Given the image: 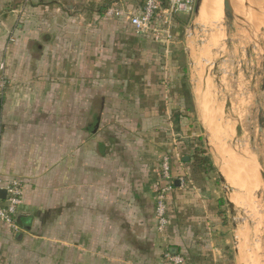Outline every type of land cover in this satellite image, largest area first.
I'll use <instances>...</instances> for the list:
<instances>
[{
    "label": "crops",
    "instance_id": "crops-1",
    "mask_svg": "<svg viewBox=\"0 0 264 264\" xmlns=\"http://www.w3.org/2000/svg\"><path fill=\"white\" fill-rule=\"evenodd\" d=\"M142 4L0 0L10 81L0 177L23 185L18 231L0 225V264H168L165 252L183 264L231 263L233 223L198 149L207 100L197 107L188 84L181 24L176 17L163 43L104 17ZM164 156L173 190L160 235L151 186Z\"/></svg>",
    "mask_w": 264,
    "mask_h": 264
},
{
    "label": "rangeland",
    "instance_id": "rangeland-1",
    "mask_svg": "<svg viewBox=\"0 0 264 264\" xmlns=\"http://www.w3.org/2000/svg\"><path fill=\"white\" fill-rule=\"evenodd\" d=\"M215 2L214 0H205L202 23L197 22L193 26L192 16L184 15L176 18L182 26L181 36L186 41L185 47L189 54L191 64L188 73V84L195 95L197 107L203 102L204 96H206L205 99L207 100V106L203 109L207 122H203L200 118L201 125L197 122L195 123V133L197 132L196 134L200 135L198 149L205 152L210 162L207 161V164L210 165L211 162L214 164V168L211 167V174L215 178L216 185L221 194L223 211L227 212L229 221L233 223V230L229 236L230 241H232L231 246L234 250L230 264H240L241 260H256V262L259 261L261 264L264 262L262 202L264 188L263 179L260 175V172L264 171V154L262 153L261 146L262 139L258 138L256 121L250 111L253 98L249 91V82L241 74L238 79H234L233 70L235 66L232 64L236 62L238 70L240 69L239 62L241 60L247 65L251 64L250 60H247L244 50L249 40L237 28V36H230L232 48L229 50L226 47L225 27L223 24V14L221 13L222 2L220 0H215ZM242 2L248 4L246 13H250L252 18H255L254 15L256 17L261 16L262 22L261 25L257 26L258 29L264 27V0H242ZM234 4L238 14L242 15V10L238 7V0H234ZM217 8L220 10L218 11ZM250 22L253 23L251 17ZM254 55L257 60L258 53L255 49ZM224 57H226V60H222ZM215 64H218L217 70H214ZM205 86L207 93L204 89ZM228 99L231 104L228 116H231L233 119L226 117L225 114V103ZM239 123L242 127V134L240 137H237L235 127ZM242 146H245L244 150L247 151L248 157L246 154L244 156L240 153L242 151L239 150H242ZM217 158L220 164L217 163ZM246 161L247 163L249 162L248 166L254 165L248 167L247 163H245ZM246 166L251 171L247 170ZM216 170H220L226 185L219 182ZM228 185H230V189L232 190L230 194L228 193ZM227 199L234 206L233 214L229 213L226 205Z\"/></svg>",
    "mask_w": 264,
    "mask_h": 264
},
{
    "label": "built area",
    "instance_id": "built-area-1",
    "mask_svg": "<svg viewBox=\"0 0 264 264\" xmlns=\"http://www.w3.org/2000/svg\"><path fill=\"white\" fill-rule=\"evenodd\" d=\"M195 0H143L139 13L132 14L118 7L111 6L104 12L107 19L123 18L129 22L139 35L149 36L159 42L169 43L172 40L171 28L174 19L178 16H191ZM10 81L6 76V64L0 60V95L7 88ZM180 186L183 181H180ZM151 189L155 195L154 219L156 232L164 235L168 225L167 197L173 190V181L170 175V160L164 156L160 161L159 180L153 183ZM0 191L5 192L0 198V225L12 232L18 231L16 214L22 201L23 185L19 179L3 180L0 177ZM168 264H183V258L178 255L164 253Z\"/></svg>",
    "mask_w": 264,
    "mask_h": 264
},
{
    "label": "water",
    "instance_id": "water-1",
    "mask_svg": "<svg viewBox=\"0 0 264 264\" xmlns=\"http://www.w3.org/2000/svg\"><path fill=\"white\" fill-rule=\"evenodd\" d=\"M239 7L242 10V15H239L235 10L234 5L232 4V0H222V14H223V24L225 27V35H226V47L230 50L232 48V41L230 36H237L238 29L244 33L246 38L249 40V43L245 46V53L247 60H250V65L244 63V61L239 62L240 69L238 70L236 67V62H233V66H235L233 70L234 79H238L241 76L249 82L250 89L249 91L252 94V108L250 109L251 113L254 115L256 121L257 135L259 139H262V153L264 154V32L257 29L254 24V18H251L252 22H250V13H246V7L248 4L246 2H242V0H238ZM204 7L205 0H195L193 12L191 14L193 18V26L200 22L204 18ZM264 16V13H263ZM254 49L258 53V59L256 60V56L254 55ZM222 60H226V57L222 58ZM249 62V61H248ZM218 69V64L214 65V70ZM226 117H229L230 113V100H226ZM231 118V116L229 117ZM233 119V118H231ZM238 121V119H237ZM235 134L237 137H240L242 134V127L240 123L235 127ZM251 141V140H250ZM217 163L220 164L219 159L217 158ZM219 182L223 185H226L225 179L222 176L220 170H216ZM263 181L264 188V171L260 172ZM230 187H228V193H231ZM5 192L0 191V198H4ZM263 202V224H264V192L262 196ZM226 205L230 214L234 212V206L227 199ZM264 264V262L262 263Z\"/></svg>",
    "mask_w": 264,
    "mask_h": 264
},
{
    "label": "bare ground",
    "instance_id": "bare-ground-1",
    "mask_svg": "<svg viewBox=\"0 0 264 264\" xmlns=\"http://www.w3.org/2000/svg\"><path fill=\"white\" fill-rule=\"evenodd\" d=\"M213 1V0H212ZM221 2H222V0H220ZM254 1V0H253ZM256 1H258V0H256ZM214 2H215V0H214ZM215 3H217V2H215ZM214 3V4H215ZM256 3V2H255ZM219 4V3H218ZM232 4L234 5V0H232ZM258 4V3H257ZM256 4V5H257ZM216 6V5H215ZM251 6H253V5H251ZM258 6V5H257ZM257 6H253V7H257ZM218 7V6H217ZM235 7V6H234ZM238 7H239V5H238ZM237 7V8H238ZM262 7V6H261ZM220 8V7H219ZM251 8V7H250ZM214 9V8H213ZM218 9V8H217ZM217 9H216V11H217ZM220 9H218V11H219ZM235 10H236V8H235ZM251 10V9H250ZM237 11V10H236ZM222 13V12H221ZM255 13V12H254ZM252 14V13H251ZM222 16V15H221ZM255 16V18H254V24H255V26H256V28L258 29V27L257 26H259V25H261V22H262V18H261V16H259V17H256V15H254ZM219 17V16H218ZM251 18H252V16H251ZM259 30H261L262 32H264V27H262L261 29H259ZM244 99V98H243ZM247 100V99H246ZM241 103V102H240ZM243 104V103H242ZM241 104V105H242ZM240 105V106H241ZM239 107V106H238ZM243 107V106H242ZM241 108V107H240ZM244 108H246V107H244ZM243 109V108H242ZM241 110V109H240ZM239 112V111H238ZM235 114V113H234ZM249 122V121H248ZM243 137V136H242ZM239 140H241V139H239ZM244 142V141H243ZM222 145V144H221ZM243 145V144H242ZM221 147H223V146H221ZM243 148H241L242 150H239V151H242V152H240V153H242L243 155L244 154H246V156H247V151H245L244 150V147L245 146H242ZM225 148V147H224ZM256 148V147H255ZM215 151V150H214ZM224 151H225V149H224ZM220 152V151H219ZM235 154V153H234ZM222 156V155H221ZM239 156V155H238ZM245 156V155H244ZM248 157V156H247ZM241 158V157H240ZM244 158V157H243ZM248 161H249V158H248ZM245 163H247V161L245 162ZM250 163H251V161H250ZM248 164H249V162L247 163V166H248ZM252 165H254V164H252ZM252 165H249L248 167H252ZM247 166H246V168H247ZM256 167V166H255ZM231 168V167H230ZM242 169V168H241ZM245 170V169H244ZM247 170H249V168H247ZM240 171V170H239ZM249 171H251V170H249ZM254 171H255V169H254ZM254 171H253V173H254ZM234 173V172H233ZM249 173V172H248ZM247 173V174H248ZM247 176V175H246ZM249 176V175H248ZM239 179V178H238ZM242 179V178H241ZM233 181V180H232ZM247 181H249V180H247ZM247 181H245V182H247ZM248 183V182H247ZM244 184V183H243ZM233 185H234V183H233ZM229 187H230V185H228ZM258 186V185H257ZM250 187H252V186H250ZM253 189V188H252ZM258 190V189H257ZM253 191V190H252ZM256 200V199H255ZM261 201V200H260ZM250 202V201H249ZM258 203V202H257ZM259 205V204H258ZM257 205V206H258ZM262 205V204H261ZM260 205V207H262ZM253 209V208H252ZM250 211V210H249ZM252 213V212H251ZM257 214H259V213H257ZM253 216V215H252ZM259 216V215H258ZM262 217V216H261ZM257 219V218H256ZM260 219V218H259ZM247 220V219H246ZM255 221V220H254ZM250 224V223H249ZM254 225V224H253ZM262 228V227H261ZM249 229V228H248ZM259 229V228H258ZM255 232V231H254ZM247 233V232H246ZM257 234V233H256ZM259 234V233H258ZM254 236V235H253ZM250 237V236H249ZM259 238V237H258ZM256 240V239H255ZM261 242H263L262 240H261ZM249 243V242H248ZM250 244V243H249ZM254 245V244H253ZM249 246V245H248ZM255 247V246H254ZM263 247V246H262ZM242 251V250H241ZM257 253V252H256ZM257 255V254H256ZM258 258V257H257ZM245 259V258H244ZM251 259V258H250ZM262 262V261H261ZM240 264H260V262L258 261V262H256V260H249V261H246V260H241L240 261ZM262 264V263H261Z\"/></svg>",
    "mask_w": 264,
    "mask_h": 264
}]
</instances>
